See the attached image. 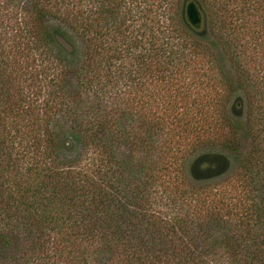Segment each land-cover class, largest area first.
I'll use <instances>...</instances> for the list:
<instances>
[{"label": "trees", "instance_id": "trees-1", "mask_svg": "<svg viewBox=\"0 0 264 264\" xmlns=\"http://www.w3.org/2000/svg\"><path fill=\"white\" fill-rule=\"evenodd\" d=\"M195 1L0 0V264H264V0Z\"/></svg>", "mask_w": 264, "mask_h": 264}, {"label": "rangeland", "instance_id": "rangeland-1", "mask_svg": "<svg viewBox=\"0 0 264 264\" xmlns=\"http://www.w3.org/2000/svg\"><path fill=\"white\" fill-rule=\"evenodd\" d=\"M203 16H204L203 17L204 18L203 25L200 29H198V31H196V32L192 31V33L194 35H201L206 30V27H207L206 19H205L204 14H203ZM145 87L146 88H145L143 96H142V99L144 101H146L148 99V93L151 89H153L152 86L150 87L149 84L145 85ZM204 90H205L207 95L204 96L202 101H207L209 108L203 109V111H207V113L211 112L214 114H215V112L222 114V112H224V110L225 111L227 110L229 113H232V111L237 112L239 114L243 113L244 107L242 105L244 103L241 102V107H239L238 109L235 108L234 101L232 100L235 97L227 98V96H226V97L220 98V97H216V95L213 94V91L209 87H205ZM193 95H196V94H193ZM238 97H240V96H238ZM225 106H226V108L223 109ZM242 147L245 149V147H246L245 144H243ZM213 152L222 155L224 157V161L218 167L217 166L214 167L210 173H212L213 175H216L213 178L214 180L220 181L221 184H223V186H225L224 185L225 182L231 183L234 180V174L233 173L235 172V170L230 167V165L232 164L231 157H228L227 153H225V152H222L220 150L218 151V148L217 149L215 148ZM194 156H196V153ZM227 189H229V186L225 187V190H227Z\"/></svg>", "mask_w": 264, "mask_h": 264}, {"label": "water", "instance_id": "water-1", "mask_svg": "<svg viewBox=\"0 0 264 264\" xmlns=\"http://www.w3.org/2000/svg\"><path fill=\"white\" fill-rule=\"evenodd\" d=\"M182 17L189 29L194 32L198 31L203 25V12L195 0H184ZM55 40L65 51H71L72 47L70 43H68L61 35L56 34Z\"/></svg>", "mask_w": 264, "mask_h": 264}]
</instances>
